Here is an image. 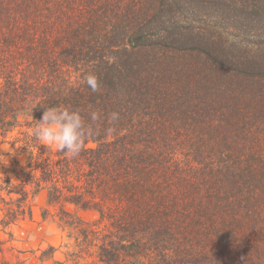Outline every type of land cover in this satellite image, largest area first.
Returning <instances> with one entry per match:
<instances>
[{
    "label": "trees",
    "instance_id": "16d2710c",
    "mask_svg": "<svg viewBox=\"0 0 264 264\" xmlns=\"http://www.w3.org/2000/svg\"><path fill=\"white\" fill-rule=\"evenodd\" d=\"M35 101L92 125L77 157L30 136ZM9 136L27 156L0 177V226L43 190L64 250L42 262L264 264V0H0ZM5 242L0 264H25Z\"/></svg>",
    "mask_w": 264,
    "mask_h": 264
},
{
    "label": "rangeland",
    "instance_id": "374dc122",
    "mask_svg": "<svg viewBox=\"0 0 264 264\" xmlns=\"http://www.w3.org/2000/svg\"><path fill=\"white\" fill-rule=\"evenodd\" d=\"M17 146L19 145L13 142L11 136L0 138V177L7 175L15 183L19 182L16 174L13 173L14 168H19L15 164V160L24 166L27 156V153L21 152V147L17 148ZM29 203L32 210L31 216L20 219L9 228L1 229L0 226V239L6 240L5 246L12 247L11 252L7 251L6 254L19 255L25 264H51L50 260L42 262L39 259L41 250L49 246L57 247L55 258H63L61 250L64 248L58 246L64 241V236L52 217L42 216L43 209L47 207L46 195L43 190L35 195H30ZM49 210L54 212L51 207ZM81 214L86 219L93 218L90 212Z\"/></svg>",
    "mask_w": 264,
    "mask_h": 264
},
{
    "label": "clouds",
    "instance_id": "9594fccd",
    "mask_svg": "<svg viewBox=\"0 0 264 264\" xmlns=\"http://www.w3.org/2000/svg\"><path fill=\"white\" fill-rule=\"evenodd\" d=\"M83 81L92 92L99 91V79L94 72L85 74ZM37 105L42 104L39 101L30 102L28 112L31 116L33 108ZM32 119L36 121V124L32 128L30 136L43 145L52 146L58 152L66 153L70 158L77 157L83 150L86 139L93 135L92 125L85 122L78 109H73L70 106L44 107L40 119H34L33 116ZM99 119L100 114L98 112L92 111L90 113L91 122L95 123ZM118 119V112L110 114V120L116 121ZM21 146L19 145L17 148Z\"/></svg>",
    "mask_w": 264,
    "mask_h": 264
}]
</instances>
